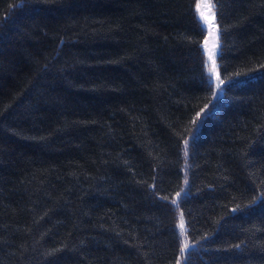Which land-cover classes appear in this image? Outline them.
<instances>
[{
  "label": "trees",
  "instance_id": "1",
  "mask_svg": "<svg viewBox=\"0 0 264 264\" xmlns=\"http://www.w3.org/2000/svg\"><path fill=\"white\" fill-rule=\"evenodd\" d=\"M212 2L221 93L198 0H0V264H264V0Z\"/></svg>",
  "mask_w": 264,
  "mask_h": 264
},
{
  "label": "snow or ice",
  "instance_id": "2",
  "mask_svg": "<svg viewBox=\"0 0 264 264\" xmlns=\"http://www.w3.org/2000/svg\"><path fill=\"white\" fill-rule=\"evenodd\" d=\"M194 2H195V0H194ZM213 8H214V5L212 3V0H199V2L196 3L195 11L198 13L197 20L199 22L200 28L204 31H211L212 24H211V21L209 20V16L206 15L202 9H207V11L209 13H211V15L214 18L215 12L213 11ZM216 27H218V25ZM217 40H218V36H217ZM217 47H219V45H217ZM203 51L207 52L206 46L203 48ZM217 54H222V52L217 53ZM209 60L211 61V66L208 68L209 78L211 79L213 76H215V79L220 81L218 84H216V88L221 89V85L224 83V81L220 80L219 75L216 74L215 61L213 59L212 53H209ZM215 97H216V94L214 93V98ZM197 115H199V113ZM208 115H209V113L205 112V116H208ZM197 127H199V125H197ZM193 139H194V136H193ZM188 143H189L188 140L184 141V146H185L184 147V156L185 157L188 156ZM185 184H187V180H185ZM182 191H183V189H182ZM176 195L179 197L181 195V193H177ZM261 196H264V193H262ZM171 204L178 207V201L177 200H172ZM235 211H236V209H233V212H235ZM179 229L181 232H183V230H184V220H183V214L182 213H181ZM235 247H239V245H236ZM187 248H188V245L185 244L184 247L181 249V254H184V252Z\"/></svg>",
  "mask_w": 264,
  "mask_h": 264
},
{
  "label": "rangeland",
  "instance_id": "3",
  "mask_svg": "<svg viewBox=\"0 0 264 264\" xmlns=\"http://www.w3.org/2000/svg\"><path fill=\"white\" fill-rule=\"evenodd\" d=\"M198 2H199V0H198ZM202 10L205 12L206 15L209 16V20L211 21V24H212L211 31H207V35H206L205 40L203 42V47L206 46V48H207L206 55H207L208 66L209 67L211 66V61L209 60V53H212L213 59L215 61L216 74L219 75L220 80L224 81V79L221 75L220 69L218 67V60H217V56H218L217 53H219V47H217V45H219V30H218V27H216L217 26L216 15L213 18V16L211 15V13H209L207 11V9H202ZM213 11H214V9H213ZM217 36H218V40H217ZM213 79H214L216 84H218L220 82L219 80L215 79V76H213ZM221 87H222V85H221ZM221 92H222V90L218 89V93H221Z\"/></svg>",
  "mask_w": 264,
  "mask_h": 264
}]
</instances>
